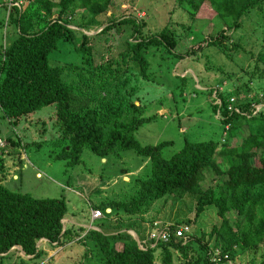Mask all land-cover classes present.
Masks as SVG:
<instances>
[{"label":"trees","instance_id":"trees-1","mask_svg":"<svg viewBox=\"0 0 264 264\" xmlns=\"http://www.w3.org/2000/svg\"><path fill=\"white\" fill-rule=\"evenodd\" d=\"M110 1L23 0L18 6L5 5L4 22L14 25L15 33L6 37L0 48L1 114L15 126L31 112L54 104L50 121L54 127L58 126V139L53 142L61 144L63 156L59 157L65 156L71 165L79 162L84 149L102 158L118 156L128 149L145 156L147 166L129 180V190H124L122 198L92 204L105 215L114 212V218L123 222L134 216L145 220L143 215L152 211L156 215L163 212L167 220L170 213L166 216L168 210L164 212L162 206L168 196L186 202L190 195L193 207L181 205L192 210L193 219L211 207L215 209L217 223L212 224L208 233L183 239L176 236L175 230L191 220L184 218L157 224L154 219L158 215L150 216L145 221L150 222V228L157 234H146L148 243H143L144 248L126 233L128 226L111 235L98 228L68 222L63 228L62 218L67 213L74 215L65 199L34 197L6 185L13 181L7 172L9 160L14 157L4 152L1 138L15 146L20 140L14 132L3 136L0 130V256L18 245L29 255L27 258L41 259L46 254L41 245H63L78 238L83 246L82 255L90 257L92 264H175L173 250L184 264H220L233 259L238 251L264 247V0H186L191 7L190 23L195 22V13L201 7L205 12L212 11L204 20L216 16L221 22L219 34L206 37V44L229 49L223 43L232 40L231 47L239 51L242 36L232 38L227 31L241 28L242 20L248 17L253 18L252 31L260 30L256 40L260 48L248 50L244 55L246 68L238 69L245 78L238 77V84H234L231 91L217 90L216 86L206 84H193L201 89L191 86V90L190 73L181 76L180 70L184 67L176 63L173 71L179 72L171 74V78L179 82L170 87V94L167 92L169 99L175 102L176 114L190 117L197 108L202 110L204 105L201 106L197 98L205 91L210 98L209 109L219 115L226 138L219 147L213 140L194 142L184 137L179 150L169 157L163 156L162 149L173 140L142 144L134 134L151 117L145 114L146 87L164 88L162 79L155 76L153 69L157 67H150L151 58L162 57L159 53L164 51L165 58L169 53L177 61L181 60L183 54L177 53L176 47L185 38L189 26L182 25V32L177 34L170 26L172 20H167L168 25L160 30H148L145 27L150 19L137 18L131 13L114 17L111 12L104 21L100 15L110 11ZM205 1L211 3V9L202 6ZM69 23L77 27L80 41ZM92 26H101V29L86 34L85 30ZM60 41L74 46L81 57L79 63H49L50 51ZM153 46L157 49L151 55ZM195 47L198 49L201 45L192 44L191 52ZM226 74L227 81L232 79L230 73ZM149 81L153 84H146ZM254 82L258 84L255 87L251 86ZM254 90L263 94L257 95ZM189 93L193 94L188 97ZM216 96L220 98L218 103L214 102ZM187 99L193 106H186ZM195 102L198 107L194 108ZM260 103L261 107L255 111V105ZM229 104L237 110L230 109ZM235 137L239 139L237 145L230 146V140ZM33 142L35 140L28 143ZM15 164L16 161L12 166ZM157 200L162 206L153 209ZM184 211L185 208L178 207L175 216L186 217L188 213ZM211 237L214 249H219L217 255L208 243ZM40 240L42 243L37 245ZM261 255L263 259L259 264H264V254ZM60 256L63 264H70L69 257ZM72 264L82 263L77 259Z\"/></svg>","mask_w":264,"mask_h":264},{"label":"rangeland","instance_id":"rangeland-1","mask_svg":"<svg viewBox=\"0 0 264 264\" xmlns=\"http://www.w3.org/2000/svg\"><path fill=\"white\" fill-rule=\"evenodd\" d=\"M26 1V0H24ZM18 5L21 4L20 0H16ZM210 2L205 1L202 6H208L210 8ZM5 5L10 7L15 4H10L9 0H0V48L3 45L6 37L10 38L14 35L15 28L11 23H5L7 12H5ZM17 5V6H18ZM186 0H111L110 8L108 13L101 14L100 18L106 20L107 14H113V16H119L124 13L134 14L137 18L150 19L148 26L145 28L148 30H160L163 26L168 25L167 20H172L170 26L180 34L183 30L182 25L189 26L185 38L181 39L176 47L177 53H182L183 58L177 61V58L173 54L168 53V57L165 58L166 52L160 51L162 57L152 60L150 67L154 68L156 77L162 79L164 88L154 87L151 89L146 87L147 96L143 97L145 104V114L151 115L150 119L145 121L142 125L135 130L134 137L142 144H151L165 139L173 140L172 144L163 147L162 154L165 157H169L172 153L179 150L182 145L183 138L187 137L190 141H204L213 140L218 146H222V139L226 138L224 133L223 125L217 119L219 115H216L209 109L210 98L207 96L205 91H202V95L198 94L197 102L200 105H204L202 110L200 107L196 109V113H193L190 117H185L181 114H176L175 102L170 100L167 96L172 92L170 87L177 84V79L171 78V74H175L173 71L176 63L179 66H183L184 69L180 75L190 73L189 77L193 80L188 84L190 87L193 86L195 89H201L193 84H206L220 86L223 85L226 89L230 90L238 84V77L242 79L245 75L238 68H246L247 59L244 55L248 53V50L256 51L260 47L257 46V37H260V30L257 28L253 30L251 21L253 18H245L242 20L241 28L228 30V36L240 37L242 36L243 45L236 51L231 47L232 40L223 43L229 49H222L217 44H206L205 38L208 36L215 37L219 34L221 22L216 16L204 20V16H210L211 10L205 12V8H200L195 13V22L190 23V12L191 7ZM183 8H186L185 10ZM211 9V8H210ZM203 10V11H202ZM225 26V25H224ZM69 27L75 30L77 41H80V34L76 30L77 27L69 23ZM101 29V26H92L91 29L85 30L88 35L94 34ZM146 31V30H144ZM233 34V35H232ZM179 39V36H176ZM196 43V44H194ZM192 44L195 46L200 44L201 47L198 49L195 47V51L191 52ZM264 45V43H263ZM231 47V48H230ZM150 54L157 48L150 47ZM186 56L185 53L189 52ZM233 52V53H232ZM157 54V53H156ZM158 55V54H157ZM185 55V56H184ZM245 58V59H244ZM81 57L74 51V46L71 43L65 41L58 42L55 49L50 51L49 63L60 64V63H79ZM207 66V67H206ZM205 68H208L206 70ZM150 69V70H151ZM156 70V71H155ZM208 71V72H207ZM232 75V79H228V74ZM190 80H188L189 82ZM225 81V83H224ZM147 82V81H146ZM262 83V82H261ZM146 84H153L149 81ZM258 85L256 82L252 83L251 86L255 87ZM193 88L191 87V90ZM224 90V89H222ZM257 95L258 90H254ZM194 92H196L194 90ZM253 93V92H252ZM193 93H189L188 97ZM245 93H242L244 95ZM264 95V94H263ZM187 98V96H184ZM219 100L217 99V102ZM193 106L190 101L186 100V106ZM261 104L255 105V110L260 107ZM54 104H49L41 107L30 113L26 118H23L17 122L16 125L9 123L6 118L1 114L0 111V130L3 136L11 135L13 132L18 136L20 142L18 145L5 143L1 138V143L5 145L6 153L11 154L13 159L9 160L10 169L7 172L8 176L13 179L12 182L6 183L10 188L28 192L34 197H56L65 199L69 211H74L73 218H77L80 221L86 222V224L92 225L90 228L99 229L106 234H115L124 231L125 227H130L126 231L141 248H144L143 243L146 241V234H155V229H151V224L145 221L148 217L156 215L152 211L145 213L143 216L145 220L138 216H134L131 220L119 222L113 215L114 212H110L108 215L94 220L90 217L91 208L94 207L92 204H101L103 201L108 200H119L123 197L124 190L128 189L130 185L128 182L131 180L137 172L142 171L147 166V158L142 155L136 154L133 150L121 151L118 156L108 155L105 158L91 152L88 149H84L81 153L80 160L77 163L70 164L69 159H64L61 154V144L53 141L58 139L57 127L52 125ZM196 102L194 103V108ZM160 108V109H158ZM156 112L158 114H156ZM163 113V114H162ZM222 117H220V120ZM185 128H188V130ZM184 131V132H183ZM60 134V133H59ZM15 136V135H14ZM11 137L12 140H16L15 137ZM31 140H35L33 144L28 143ZM43 140V142H41ZM238 138L235 137L230 140V146L237 145ZM25 142L24 145L21 143ZM52 142L54 144H52ZM16 161L15 166L14 162ZM122 171H128L122 173ZM122 173V174H121ZM129 190V189H128ZM76 191L78 193H76ZM184 202V203H183ZM193 207V197L188 195L186 202L178 200L168 196V201L162 206L160 200L154 203L153 209H164L166 216L170 217L166 220L163 212L157 214L154 219L155 223H163L164 221L174 222L177 220L189 219V223L192 224V231L190 232L193 236H199L201 232L208 233L211 229L212 224L217 223L215 217V209L208 207L205 208V212L199 217L193 219L194 213L189 208ZM179 208H185L184 214L188 213L186 217H176L174 211ZM161 209V210H162ZM110 217V218H109ZM70 218L67 213L63 217L65 219ZM89 218V219H88ZM114 218V219H113ZM193 219V220H192ZM96 226V227H95ZM151 230V231H149ZM81 234V233H80ZM157 234V233H156ZM155 234V235H156ZM83 236V234H81ZM213 237L208 240L210 246L214 249ZM46 242V239H41ZM41 240L38 242L42 243ZM78 238L63 244L51 246L48 243L41 245L45 249L46 254L41 259H32L23 256V253L17 249L11 250L7 255L0 256V264H63V261L59 259L60 255H66L68 262L72 264L74 261L79 259L82 264H92L90 257H84L83 246L78 243ZM40 245V244H39ZM217 252H219V249ZM173 258L175 264H184L182 258L178 256V253L173 250ZM264 247H259L256 251L243 250L242 252H236L233 259H228L220 264H259L263 259ZM61 257V256H60Z\"/></svg>","mask_w":264,"mask_h":264},{"label":"clouds","instance_id":"clouds-1","mask_svg":"<svg viewBox=\"0 0 264 264\" xmlns=\"http://www.w3.org/2000/svg\"><path fill=\"white\" fill-rule=\"evenodd\" d=\"M224 83H225V81H224ZM231 85V80H230V84L226 87V88H224V86L223 85H220V86H216L217 87V90H222V89H224L225 91H229V90H226L229 86ZM230 91H231V89H230ZM215 94H216V92H213L212 93V96H215ZM217 97V96H216ZM217 99L219 100L218 102H220V98L219 97H217L216 99H215V101L214 102H217ZM231 100H233L234 98H230ZM217 102V103H218ZM261 105H262V103H260ZM228 107L230 108V109H235V110H237L236 109V107H231V105L229 104L228 105ZM261 107V106H260ZM260 107H258L255 111H257ZM254 111V112H255ZM217 115V114H216ZM215 115V116H216ZM219 118V117H218ZM217 118V119H218ZM219 120V119H218ZM124 172V171H123ZM125 172H128V171H125ZM122 174V173H121ZM95 209H97V208H91V213L89 214L90 215V217L92 218V219H98V218H100V217H102L103 215H104V213L101 211V210H99L100 211V213H101V215L100 216H98V217H93L92 216V212H93V210H95ZM110 209H106V211H109ZM62 224H63V228L65 227V222H63V218H62ZM184 225H187L188 227H189V230H188V232H187V236L186 237H188L189 235H191L190 234V232L192 231V224H184ZM92 225H88V227H91ZM182 226V225H181ZM178 238H179V236H178ZM42 239H44V238H42ZM37 245H38V243H37ZM17 247V249H19L22 253H23V256L24 257H27V256H29V255H25V253H24V251L20 248V246H18V245H15V246H13L12 248H16ZM214 254L215 255H217L218 254V252H217V249L215 248L214 250ZM2 255H6L7 253H1Z\"/></svg>","mask_w":264,"mask_h":264},{"label":"built area","instance_id":"built-area-1","mask_svg":"<svg viewBox=\"0 0 264 264\" xmlns=\"http://www.w3.org/2000/svg\"><path fill=\"white\" fill-rule=\"evenodd\" d=\"M20 1H23V0H20ZM9 2H10V4L18 5V2L14 1V0H9ZM100 215H101V213H100V211L98 209L93 210V212H92V216L93 217H98ZM188 230H189V227L187 225H182V226L180 225V226H178L176 228L175 234H176V236H179V237H182L183 239H186L187 238L186 236H187ZM155 234L152 233L150 235L151 236H154ZM163 237H164V235H163Z\"/></svg>","mask_w":264,"mask_h":264},{"label":"crops","instance_id":"crops-1","mask_svg":"<svg viewBox=\"0 0 264 264\" xmlns=\"http://www.w3.org/2000/svg\"><path fill=\"white\" fill-rule=\"evenodd\" d=\"M78 193V192H77ZM70 215V218H68V219H65L66 220V222L65 223H74V224H76V225H81V226H83V224L86 222V220L85 221H80V220H78L77 218H73V217H75L74 215H72V214H69ZM88 225L89 224H86V226L88 227ZM96 227V226H95Z\"/></svg>","mask_w":264,"mask_h":264}]
</instances>
